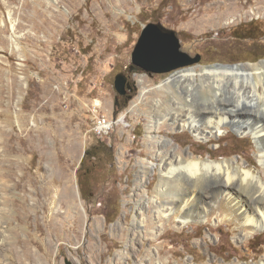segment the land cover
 <instances>
[{"label":"rangeland","instance_id":"obj_1","mask_svg":"<svg viewBox=\"0 0 264 264\" xmlns=\"http://www.w3.org/2000/svg\"><path fill=\"white\" fill-rule=\"evenodd\" d=\"M150 23L175 31L184 52L202 56L192 66L198 72L264 61V0H0V264H20L19 256L23 264H150L153 255V264L264 262V231L220 219H157L165 156L150 127L157 102L175 104L168 112L176 113L184 93L170 80L183 69L130 71ZM119 73L131 77L127 101L115 89ZM196 79L191 98L208 99ZM191 98L183 102L195 108ZM95 110L121 117L104 139L92 133ZM160 128L169 150L232 160L264 179L252 136L226 127L198 140L169 120ZM99 142L113 156L96 160L84 197L79 169Z\"/></svg>","mask_w":264,"mask_h":264},{"label":"bare ground","instance_id":"obj_2","mask_svg":"<svg viewBox=\"0 0 264 264\" xmlns=\"http://www.w3.org/2000/svg\"><path fill=\"white\" fill-rule=\"evenodd\" d=\"M197 77L202 80V88L208 91L204 94L208 95L206 100L191 98ZM170 80L182 84L184 95L177 100L182 109L170 113L168 111L175 110V104L163 108L162 103L157 102L156 122L150 127L152 132L158 133L151 137L158 138V153L165 156L156 191L158 199L163 197L157 219L173 218L181 225L190 220L211 223L220 219L248 227L252 234L264 231V179L260 174L232 160L214 161L212 156L207 160L195 159L186 156L180 148L169 150L171 140L159 136L165 120L181 129L187 128L198 140H211L230 127L242 136L255 139L257 159L264 167V61L235 67H204L201 72L195 68L183 69ZM187 98H191L195 108L185 106L183 100ZM144 223L145 219H141L136 228ZM18 244L27 250V244L20 240ZM158 252L160 255L162 250ZM19 257L23 264V257ZM155 259L153 255L150 264ZM157 262L164 264L161 260Z\"/></svg>","mask_w":264,"mask_h":264},{"label":"water","instance_id":"obj_3","mask_svg":"<svg viewBox=\"0 0 264 264\" xmlns=\"http://www.w3.org/2000/svg\"><path fill=\"white\" fill-rule=\"evenodd\" d=\"M201 60V55L193 57L182 50L180 39L175 31L166 29L161 24L150 23L143 26L132 53L130 71L134 74L144 72L149 75L174 73L186 67L193 68L192 66L199 65ZM219 66L235 67L237 64L215 65V67ZM115 89L119 96H125L133 89L127 74L116 75ZM116 105H119L118 96Z\"/></svg>","mask_w":264,"mask_h":264},{"label":"trees","instance_id":"obj_4","mask_svg":"<svg viewBox=\"0 0 264 264\" xmlns=\"http://www.w3.org/2000/svg\"><path fill=\"white\" fill-rule=\"evenodd\" d=\"M121 99L122 100L125 99V101H127L128 96H124ZM103 156L106 159H109L113 156V152L110 147H108L105 144H102L101 142L95 144L86 151L85 157L79 169V186L81 193L84 197H87L86 195H87L88 182L91 181V178L96 170L95 168H97V165H95L96 160L99 159L100 161H102ZM87 162H90L91 165L90 166L87 165Z\"/></svg>","mask_w":264,"mask_h":264},{"label":"built area","instance_id":"obj_5","mask_svg":"<svg viewBox=\"0 0 264 264\" xmlns=\"http://www.w3.org/2000/svg\"><path fill=\"white\" fill-rule=\"evenodd\" d=\"M94 118L92 133L99 139L109 136L118 122H121V117L119 119L110 118L99 114L97 110L94 111Z\"/></svg>","mask_w":264,"mask_h":264},{"label":"flooded vegetation","instance_id":"obj_6","mask_svg":"<svg viewBox=\"0 0 264 264\" xmlns=\"http://www.w3.org/2000/svg\"><path fill=\"white\" fill-rule=\"evenodd\" d=\"M248 32H250V30L248 29V30H246V31H244L242 34H246V33H248ZM241 35V34H240ZM250 35V34H249ZM250 37H252L251 35H250ZM256 54H258V53H255V55ZM128 75V77H129V81L131 80V77H130V75L129 74H127ZM131 82V81H130Z\"/></svg>","mask_w":264,"mask_h":264}]
</instances>
